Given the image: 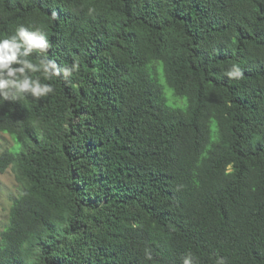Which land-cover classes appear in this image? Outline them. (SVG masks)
<instances>
[{"label":"trees","instance_id":"trees-1","mask_svg":"<svg viewBox=\"0 0 264 264\" xmlns=\"http://www.w3.org/2000/svg\"><path fill=\"white\" fill-rule=\"evenodd\" d=\"M20 24L80 68L0 98V264H264V0H0Z\"/></svg>","mask_w":264,"mask_h":264},{"label":"clouds","instance_id":"clouds-1","mask_svg":"<svg viewBox=\"0 0 264 264\" xmlns=\"http://www.w3.org/2000/svg\"><path fill=\"white\" fill-rule=\"evenodd\" d=\"M50 47L46 32L40 28L33 30L32 26L24 24L18 25L12 35L0 38V98L6 101L30 95L38 99L54 91L51 84L41 83L39 78L33 79L30 72L42 71L45 80H52L61 74L67 79L79 71L78 62H73L71 67H60L49 60L47 53ZM33 52L43 56L39 65L28 59ZM233 69L227 73L229 77L236 76L239 71L235 65ZM182 264H193L192 256H185ZM217 264H225V260L219 258Z\"/></svg>","mask_w":264,"mask_h":264},{"label":"rangeland","instance_id":"rangeland-1","mask_svg":"<svg viewBox=\"0 0 264 264\" xmlns=\"http://www.w3.org/2000/svg\"><path fill=\"white\" fill-rule=\"evenodd\" d=\"M168 92L170 94L171 91ZM16 147L18 143L9 133L0 135V155L3 151ZM16 174L17 171L13 165H10L4 172L0 171V232L8 225L11 206L22 190Z\"/></svg>","mask_w":264,"mask_h":264}]
</instances>
